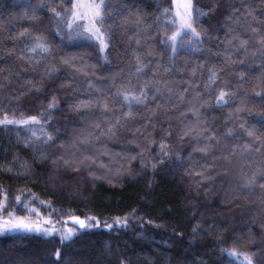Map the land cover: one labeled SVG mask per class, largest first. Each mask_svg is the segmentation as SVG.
Listing matches in <instances>:
<instances>
[{
  "label": "trees",
  "instance_id": "trees-1",
  "mask_svg": "<svg viewBox=\"0 0 264 264\" xmlns=\"http://www.w3.org/2000/svg\"><path fill=\"white\" fill-rule=\"evenodd\" d=\"M37 2L0 0V38L29 28L45 32L55 45L52 56L39 64L14 55L0 60V68L4 69L0 72V119L35 115L41 121L0 124V201L7 193V212L26 215L22 205L15 203L20 195L22 201L39 211L41 218L49 215V209L40 201L49 202L56 207L51 213L55 226L76 232L71 240L63 242L59 234L0 236V264H242V255H228L233 247L239 253L253 254V264H264V188L256 186L245 195L238 187L243 175L264 169V147L246 151L243 145L252 138L240 127L242 123L252 125L257 135H264V121L260 119L264 112V85L260 84L264 79V53L257 43V37L264 35V0H192L194 26L197 31L203 28L207 32L199 48L190 47L195 43L191 34L183 36L184 47L174 63L163 42L165 31L171 35L177 27L173 23V0H105L114 9L127 6L107 20L113 35L105 51H100L95 40L67 39L70 11L60 23L63 40L56 35L53 12L42 9L38 20L26 18L29 7ZM45 2L64 14L73 0ZM197 10L205 13L198 19ZM137 12L142 23L136 24L135 16L124 20L125 15ZM233 33L249 40L246 53L226 43V37ZM3 44L11 47L13 41L4 39ZM65 55L83 59L70 67L61 62ZM137 55L145 65L140 73L135 71ZM227 55L244 63H226ZM46 63L55 64L58 70L45 76ZM213 67L218 76L215 83L209 84ZM241 71L245 73L243 86L237 83ZM5 76L9 79H3ZM41 77L39 92L33 89L22 95L30 87L27 81L37 83ZM87 80H94L110 93L121 84L138 90L145 83L154 86L158 81H167L168 88L162 89L155 100L150 95L148 104L154 107L159 103L162 107L151 116L153 123L141 129L143 135L135 134L137 143H129V139L133 137L131 129L141 127L144 116L150 115L143 105L135 110V120L120 129L117 137L82 144L77 136L93 129L88 120L81 119L82 113L72 110V104L87 99L89 92L95 94L87 88ZM221 90L238 95L226 97L228 103L218 105L216 97ZM53 95L57 106L49 109ZM194 95L202 103L196 104L200 127L215 132L220 140L217 144L213 139L214 147L208 152L197 150L208 143L203 136L198 140L191 135L180 138L185 126L197 120L188 103ZM245 107L251 111H236ZM107 115L114 120L111 113ZM99 119L103 121V117ZM228 128L234 130V138H225ZM45 133L53 140L45 142ZM149 133L154 143L143 139ZM161 141L170 152L164 163H159ZM73 142L80 151L98 157L91 170L102 178L89 175L83 167L76 171L62 161L52 163L60 155L68 158L76 151L71 147ZM141 149H146L143 155L129 163V155ZM122 168H130L133 174L118 171ZM72 217L85 220L86 227L67 224ZM117 217L122 221L127 218V224L117 225ZM106 224L113 227L109 229Z\"/></svg>",
  "mask_w": 264,
  "mask_h": 264
},
{
  "label": "snow or ice",
  "instance_id": "snow-or-ice-1",
  "mask_svg": "<svg viewBox=\"0 0 264 264\" xmlns=\"http://www.w3.org/2000/svg\"><path fill=\"white\" fill-rule=\"evenodd\" d=\"M126 5H121L120 8L114 9L111 4L105 3V0H99V3L96 0H73L71 4L70 10H66L64 14L60 11L56 10V7L52 4L46 3L45 0H38L35 5H31L29 7V11L25 13L26 18L30 20H38V12L42 9H47L53 12L55 15L52 18L56 23V35L60 36L63 40L64 30L60 27L61 21L65 19V16L68 15L70 11V18L67 20L66 28L67 39L71 40H98L100 41V51H104L109 47L108 40L113 35L112 28L107 24V20L109 16H114L118 12H123L126 9ZM203 11L197 10V19L204 15ZM131 16H135L134 22L136 24L142 23L140 13L128 14L124 16V20L127 21L131 18ZM77 21H86L83 24L77 23ZM175 24L176 21H173ZM75 24V28L73 25ZM196 24V19L193 18V10L191 0H187L185 4V12L183 16H181L178 26L175 31L172 32L171 35L167 34L165 31V40L163 41L166 45V50L170 49V60L173 61L176 57L179 56L180 50L184 47L183 36H188L191 34L192 39L194 40V44L190 45L192 48H199L203 44V35L206 34L207 30L201 28L200 31H197V28L194 26ZM253 32H256L257 29L253 28ZM183 34V35H182ZM178 37L180 39L178 40ZM11 40L13 44L11 47L3 44V40ZM233 41H237V43H233ZM139 43V40H137ZM226 43L230 45L232 48L237 49L238 51H243L246 53L247 47L249 45L248 39L241 38L240 35L233 33L230 37H226ZM257 43L260 44V51L264 53V35H259L257 37ZM54 43L50 39L49 35H47L43 31L39 30H30L29 28H24L22 31H19L18 34H10L7 37L0 38V60H4L5 57L8 56H16L19 60H26L29 63L39 64L41 60L47 61L49 56H52ZM227 51V49H226ZM39 58V59H37ZM61 62L70 67H76L75 61L77 59H83V57H78L76 55H65L61 56ZM107 60V57H104ZM226 63H240L243 64V59L232 60L231 55H227L225 57ZM136 68L135 71L140 73L144 68V62L142 61L139 55L136 56ZM87 65H82V67H86ZM3 68H0V72H3ZM57 66L53 63H46L44 66V75L50 76L52 73L56 72ZM80 70V69H78ZM196 69H192L193 75H195ZM86 76L88 73H84ZM92 75H95L93 73ZM218 76V72L215 67L211 68L208 75L209 84L215 83ZM240 80L237 81L238 85L243 86L246 83L244 76L245 73L241 71L239 73ZM3 79L7 80L9 77L5 76ZM30 85L26 93H22V95L30 93L33 89L37 92L40 91V88L43 84V77H41L40 81L37 83H33L31 80L27 81ZM87 88L89 90H94L93 92H89L87 99H78L75 103L72 104V110L76 113H82L81 119L89 121V127L93 130L88 131L87 135H79L77 139H79L80 143L88 144L92 141H101L102 137L114 138L117 137L120 129L126 128L129 121H134L136 117L135 110L143 105L145 107V111L150 113V115L144 116V124L141 127H136L131 129L133 131V137L129 139V143H137L138 137L135 135L136 133H141L143 135L141 129L147 128L148 124L153 123L151 116L155 115L156 109L162 107L159 103L155 104V106H150L148 104L150 95L153 100L156 99L157 95L162 92V89L168 88V82L163 81L157 82V85L150 86L148 83H145L139 87L137 90L134 86L128 87L124 84H121L117 87L115 93H110L104 91L102 86L96 84L94 80L86 81ZM261 85H264V79L260 81ZM113 86H115V79L113 78ZM3 87V85H0ZM170 91V89H169ZM198 95V94H197ZM197 95H194L191 100L188 101L189 104L192 105L190 110L193 111V115L197 116V120L192 122L191 126H185L184 130L180 134L181 140L184 137L191 135L193 139H199L201 136L208 141L203 146H198L197 150L201 152H208L211 150L214 145L211 143L213 139H216V143L219 144L220 140L217 138L216 133L210 131V129L204 127L201 128L200 124L202 121L199 120L198 109L196 108V104L202 103L197 100ZM238 93H229L227 91L221 90L219 95L216 97V102L218 105L228 103L226 97L231 98V96H236ZM257 95H261L257 93ZM17 100L20 97H16ZM179 99L183 102L184 97L180 96ZM57 106V98L55 95L52 96L51 101L48 104V108L52 109ZM251 111L248 108H237L236 111ZM111 113L112 118H110L107 114ZM183 115V112L181 113ZM95 118L93 120H89V118ZM99 117H103V121L99 119ZM260 119L264 121V112L261 113ZM104 121H107L106 123ZM40 119L35 116H27L25 118L15 120L8 119L7 116L4 119H0V124H29V123H40ZM83 127V126H82ZM240 127L244 130L248 137H251V141H247L244 143L243 148L246 151H259L261 147H264V135H257V131L254 126L246 125L242 123ZM204 133H208V135H204ZM170 134V133H169ZM35 135V132H33ZM47 137V141L53 140V136L51 134L45 133ZM235 132L232 128L227 129V133L225 134V138H234ZM151 134L148 136H143L145 141H149L150 143H154L155 141L150 139ZM139 146V144H138ZM61 148H65L64 144L60 145ZM71 147L76 149V151H72L68 158H65L64 155H60L56 159L52 161L54 165H58L61 161L64 166H71L74 170L79 171L81 167L89 170V175L94 176L96 179H100L102 177L96 176L95 171L91 170V166L98 159L97 156L89 155L87 151H80L77 147L76 143L73 142ZM146 149H141L140 153L130 154L128 158V162L136 159L137 155H143V152ZM160 151L162 155L159 158V163H164V157L169 156V148L168 146L161 141L160 143ZM77 152L80 154L77 155ZM107 154V153H104ZM234 154V153H233ZM44 156V154H42ZM46 158V156L44 157ZM228 157L226 156L225 159ZM142 165H144V159L141 160ZM102 167L105 165L101 164ZM151 166L154 169L156 167V161H151ZM11 171V169H9ZM109 171H111L109 169ZM118 171H122L126 174H133V170L129 169H121ZM202 175V173H201ZM210 178V177H209ZM109 182H112L111 180ZM259 186L260 188H264V169L258 170L256 172H252L251 175L245 174L241 177L238 187L242 193L247 194V190H251L252 188ZM22 194V193H21ZM33 200L35 197L33 196ZM15 203L18 205H22L21 211L26 212V215H19L15 212H7V193H4V201H0V213L7 212L8 219L5 220L4 216L0 214V228H5L9 230H19L23 232H35L41 233L45 236L52 235L59 230L55 227V221L52 219L51 213L56 212V207L49 202L40 201L41 204H46L49 209V215L47 217L41 218V214L35 207H31L28 202L22 201L21 196L17 195L15 198ZM35 215V218L33 217ZM72 219L79 224L81 228L86 227L85 220L80 219L79 217H72ZM95 217H90L89 220H95ZM117 225H126L127 218L123 221L117 217L115 220ZM96 225L99 226V221H96ZM106 227L111 229L113 227L112 224H106ZM195 231V230H194ZM60 239L61 242L65 240H71L73 236V230L68 229L67 232L60 231ZM229 256H243L242 264H253V254L250 253H239L236 248L228 250ZM56 256H60L59 250L56 252ZM260 264V262H258Z\"/></svg>",
  "mask_w": 264,
  "mask_h": 264
},
{
  "label": "rangeland",
  "instance_id": "rangeland-1",
  "mask_svg": "<svg viewBox=\"0 0 264 264\" xmlns=\"http://www.w3.org/2000/svg\"><path fill=\"white\" fill-rule=\"evenodd\" d=\"M97 3H99V0H96ZM187 3V0H173V6H174V19L176 21V26H178L179 21L181 16H183L184 12H185V4ZM192 3V0H191ZM193 10V8H192ZM86 21H77V23L79 24H83ZM73 27L75 28V24L73 25ZM190 34V33H189ZM179 38V37H178ZM95 40V39H93ZM99 45H100V41L95 40ZM105 51V50H104ZM4 216L5 220L8 219L7 214L5 215V213H0ZM56 227V226H55ZM59 231L49 235V236H55L56 234H59L60 231L63 232H67L68 229H72L73 233L75 234V230L73 228L70 227H65V228H61V227H56ZM13 234H34V235H41V236H45L41 233H35V232H23V231H19V230H9V229H5V228H0V236H5V235H13ZM73 234V235H74ZM60 235V234H59Z\"/></svg>",
  "mask_w": 264,
  "mask_h": 264
},
{
  "label": "water",
  "instance_id": "water-1",
  "mask_svg": "<svg viewBox=\"0 0 264 264\" xmlns=\"http://www.w3.org/2000/svg\"><path fill=\"white\" fill-rule=\"evenodd\" d=\"M66 223L67 224H72V225H78V223L75 222L73 219L72 220H67Z\"/></svg>",
  "mask_w": 264,
  "mask_h": 264
}]
</instances>
